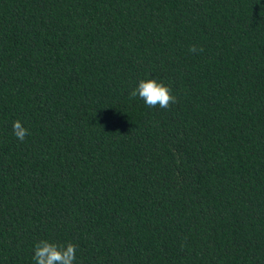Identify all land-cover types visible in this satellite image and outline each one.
I'll use <instances>...</instances> for the list:
<instances>
[{
	"label": "trees",
	"instance_id": "1",
	"mask_svg": "<svg viewBox=\"0 0 264 264\" xmlns=\"http://www.w3.org/2000/svg\"><path fill=\"white\" fill-rule=\"evenodd\" d=\"M142 79L176 101L131 97ZM41 240L264 264V0H0V264Z\"/></svg>",
	"mask_w": 264,
	"mask_h": 264
},
{
	"label": "clouds",
	"instance_id": "2",
	"mask_svg": "<svg viewBox=\"0 0 264 264\" xmlns=\"http://www.w3.org/2000/svg\"><path fill=\"white\" fill-rule=\"evenodd\" d=\"M202 50V49H201ZM190 52H197L195 45L189 48ZM129 95L139 97L144 103L152 108L157 105L160 108H168L171 103L176 101L170 88L156 79H142L138 85L133 88ZM12 130L14 136L23 141L29 130L25 128L21 121H13ZM36 264H74L76 260V246L72 243L57 244L47 240H41L34 246V256Z\"/></svg>",
	"mask_w": 264,
	"mask_h": 264
}]
</instances>
